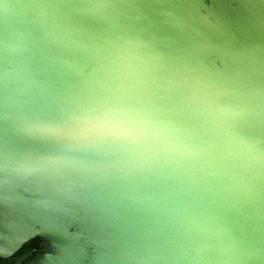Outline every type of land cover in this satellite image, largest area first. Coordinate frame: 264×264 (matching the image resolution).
Returning a JSON list of instances; mask_svg holds the SVG:
<instances>
[{
	"label": "water",
	"instance_id": "1",
	"mask_svg": "<svg viewBox=\"0 0 264 264\" xmlns=\"http://www.w3.org/2000/svg\"><path fill=\"white\" fill-rule=\"evenodd\" d=\"M264 264V0H0V258Z\"/></svg>",
	"mask_w": 264,
	"mask_h": 264
},
{
	"label": "trees",
	"instance_id": "2",
	"mask_svg": "<svg viewBox=\"0 0 264 264\" xmlns=\"http://www.w3.org/2000/svg\"><path fill=\"white\" fill-rule=\"evenodd\" d=\"M40 238H34L28 241L23 247L9 259L0 258V264H15L17 258L25 253L32 252L29 259L32 258L40 250ZM11 261V262H10Z\"/></svg>",
	"mask_w": 264,
	"mask_h": 264
},
{
	"label": "crops",
	"instance_id": "3",
	"mask_svg": "<svg viewBox=\"0 0 264 264\" xmlns=\"http://www.w3.org/2000/svg\"><path fill=\"white\" fill-rule=\"evenodd\" d=\"M11 262V261H10Z\"/></svg>",
	"mask_w": 264,
	"mask_h": 264
}]
</instances>
